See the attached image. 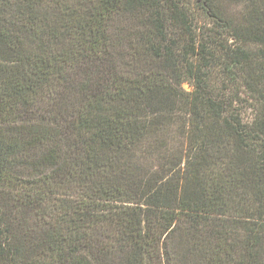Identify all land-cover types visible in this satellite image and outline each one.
<instances>
[{
    "label": "trees",
    "instance_id": "trees-1",
    "mask_svg": "<svg viewBox=\"0 0 264 264\" xmlns=\"http://www.w3.org/2000/svg\"><path fill=\"white\" fill-rule=\"evenodd\" d=\"M0 264H264V0H0Z\"/></svg>",
    "mask_w": 264,
    "mask_h": 264
},
{
    "label": "rangeland",
    "instance_id": "rangeland-1",
    "mask_svg": "<svg viewBox=\"0 0 264 264\" xmlns=\"http://www.w3.org/2000/svg\"><path fill=\"white\" fill-rule=\"evenodd\" d=\"M182 87H183L186 91H189V90H190V88L188 87L187 84H184Z\"/></svg>",
    "mask_w": 264,
    "mask_h": 264
}]
</instances>
